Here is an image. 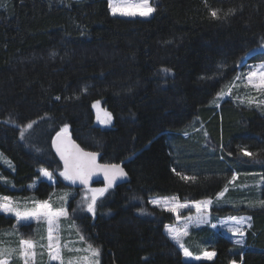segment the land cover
Returning a JSON list of instances; mask_svg holds the SVG:
<instances>
[{
	"label": "trees",
	"instance_id": "trees-1",
	"mask_svg": "<svg viewBox=\"0 0 264 264\" xmlns=\"http://www.w3.org/2000/svg\"><path fill=\"white\" fill-rule=\"evenodd\" d=\"M149 1L140 19L111 15L107 0H0V154L11 163L0 162V178L14 188L0 181V195L25 197L40 168L62 170L51 140L65 131L101 163H123L129 179L78 219L100 264H264V206L213 207L214 220L250 217L244 247L193 230L196 252L214 257L191 262L163 233L173 216L148 202L213 199L227 187L264 203V116L212 104L264 44V0ZM97 101L109 128L94 122ZM250 175L262 179L259 194L230 185ZM52 190L40 182L33 194ZM13 222L0 215V231Z\"/></svg>",
	"mask_w": 264,
	"mask_h": 264
},
{
	"label": "rangeland",
	"instance_id": "rangeland-1",
	"mask_svg": "<svg viewBox=\"0 0 264 264\" xmlns=\"http://www.w3.org/2000/svg\"><path fill=\"white\" fill-rule=\"evenodd\" d=\"M107 4L111 15L123 18L146 19L154 10L149 0H107ZM251 58L237 66L231 85L212 103L215 107L230 99L244 106L245 110L253 107L264 116V61L251 62ZM92 112L98 127L106 129L111 126V118L99 101L93 103ZM193 132L185 133L183 137ZM0 162L10 169L11 163L2 154ZM0 181L14 190L9 180L1 177ZM40 182L53 189L44 200L33 194ZM230 185L247 189V192L254 188L257 191L262 186V179L256 175L244 179L234 176ZM238 187L231 189L240 190ZM26 190L30 194L25 197L0 195V215L14 220L12 228L0 231V264H100L99 250L87 243L78 219L95 215L99 203L111 190L102 184L77 188L63 169L49 171L44 168L38 170V178L27 185ZM240 192L229 193L226 187L213 199L183 202L176 197H153L148 202L173 216V223L165 225L163 233L184 261H211L213 253L205 250L196 252L201 245L189 237L193 230L208 228L232 244L244 247L245 235L252 225L248 215L212 219V214H216L213 207L236 210L264 206L246 192Z\"/></svg>",
	"mask_w": 264,
	"mask_h": 264
},
{
	"label": "water",
	"instance_id": "water-1",
	"mask_svg": "<svg viewBox=\"0 0 264 264\" xmlns=\"http://www.w3.org/2000/svg\"><path fill=\"white\" fill-rule=\"evenodd\" d=\"M259 54H264V44L246 54L245 60ZM51 147L65 174L76 187L103 184L105 189H109L129 181L123 163H101L100 153L83 150L65 131H59L53 136Z\"/></svg>",
	"mask_w": 264,
	"mask_h": 264
}]
</instances>
